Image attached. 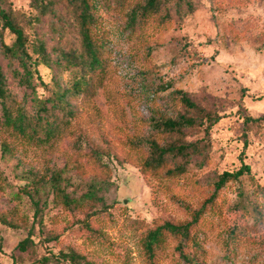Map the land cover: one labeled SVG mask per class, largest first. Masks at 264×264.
<instances>
[{"label": "rangeland", "instance_id": "374dc122", "mask_svg": "<svg viewBox=\"0 0 264 264\" xmlns=\"http://www.w3.org/2000/svg\"><path fill=\"white\" fill-rule=\"evenodd\" d=\"M44 1L51 3L56 17L49 12L32 24L29 17L38 13L34 0L0 3L32 40L44 38L49 51L54 46L79 47V28L69 2ZM193 1L194 12L146 40L129 33L125 12L99 4L102 31L109 36V70L94 96L72 100L69 109L74 115L64 134L42 142L0 124V210L17 207L34 224L31 233L27 227L0 224V264H57V259H41L70 248L92 264H150L144 248L148 231L166 221H191L198 209L204 210L194 236L204 264H264V197L253 193L256 185H264V122L247 130V144L244 137V116L264 115V0ZM111 3L114 7L118 0ZM4 38L12 44L15 37L5 30ZM0 64L8 86L23 99L24 89L12 79L4 57ZM39 70L48 85L36 81L38 95L44 98L55 87L54 76L65 87L78 73L44 64ZM176 90L188 92L223 118L209 134L204 130L207 122L185 130V140L206 146L205 154L193 156L189 163L188 179L145 175L141 165L150 139L162 144L183 139L161 134L156 123L186 111ZM242 163L250 166L251 175L229 182L216 202H206L218 176L238 170ZM50 169L61 171L60 185L80 198L78 205L66 206L50 183L36 182L47 178ZM190 179L196 183L190 184ZM92 181L100 186L97 201L84 198ZM38 186L41 191L35 197L41 209L36 212L26 192L34 193ZM240 200L259 204V212L244 217L233 233L238 218L230 207ZM29 234L33 243L23 251L18 244ZM167 239L163 262L176 264V241Z\"/></svg>", "mask_w": 264, "mask_h": 264}, {"label": "trees", "instance_id": "16d2710c", "mask_svg": "<svg viewBox=\"0 0 264 264\" xmlns=\"http://www.w3.org/2000/svg\"><path fill=\"white\" fill-rule=\"evenodd\" d=\"M67 2H69L79 28L81 44L79 47H69L68 49H58L54 46L52 52L48 50L44 38L35 37L36 41L32 40L30 34L17 22L13 14L0 3V57L7 60V67L12 79L24 89V97L19 100L8 86L7 75L0 64V124L22 136L42 142L50 141L52 138L64 134L74 115L69 109L72 100L80 95L92 97L96 93L97 86L104 85V75H107L110 66L109 36L105 31H102L99 4L106 5L108 10L113 8L119 12H125L127 30L130 34L137 38H143V40L152 34L168 29L175 22L180 21L184 15L196 10L193 0H118L114 7H112L111 0H67ZM34 8L38 13L29 17L31 24L40 22L42 16L49 12H52L54 18L56 17V11L52 9L49 1L34 0ZM5 30L14 34L15 38L12 44L5 41ZM40 64L52 69L55 66L58 69L62 67L74 68L78 73L73 81L65 87H62L59 79L54 76L55 87L51 94L44 98L38 95V84L36 83L39 80L41 85L48 86L42 79L39 70ZM176 95L186 111L181 112L177 117L157 119L156 123L158 132L161 134L167 136L179 134L183 139L165 144L155 137L150 139L149 154L143 159L141 165L145 175L152 172L162 179L176 176H184L188 179L189 163L193 156L205 154L206 146L198 141L185 140V130L202 126L207 122L204 130L205 134H209L211 129L223 118V115L208 110L195 101L186 91L176 90ZM27 103H30V106ZM263 122L264 115L244 116L246 144L248 142L247 130H250L253 125ZM2 148L4 152L9 151V146L5 142H3ZM97 158L99 163L105 164L100 155ZM244 175H251L250 166L245 163H242L236 171H224L213 183V191L206 198V202H216L229 182H240ZM61 179L60 170L50 169L47 178L41 177L36 182L45 181V186L50 183L51 189L59 195L61 202L66 206L78 205L80 198H74L67 193L65 188L60 185ZM189 182L192 185L196 183L193 179H190ZM36 188L34 193L27 190L25 192L27 191L26 193L31 197L37 212L41 209V200L37 199L35 195H39L41 187ZM99 191V183L92 181L84 198L97 201L101 198ZM253 193L257 197L263 198L264 185H256ZM238 194L242 195L244 191H239ZM203 210H196L193 219L186 223L166 221L163 225L148 231L144 248L150 264H164V249L168 236L173 237L176 241L174 247L178 253L176 264H204L202 251L194 236V227L199 222ZM230 210L235 219L238 218L231 228V231L235 233L240 229L244 217L257 216L259 204L250 206L240 200L234 203ZM0 224L11 228L27 227L29 233L34 228V224H30L29 215L17 207L0 210ZM32 243L33 239L29 234L20 241L18 248L24 251ZM1 251L2 243L0 241ZM51 258L57 259V264H61L62 261L65 264H92L81 251L74 248L60 251L57 254L51 253L49 256L42 257L41 260L47 263Z\"/></svg>", "mask_w": 264, "mask_h": 264}]
</instances>
